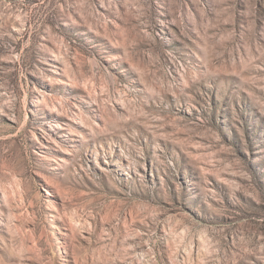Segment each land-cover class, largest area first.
Returning <instances> with one entry per match:
<instances>
[{"label": "rangeland", "instance_id": "rangeland-1", "mask_svg": "<svg viewBox=\"0 0 264 264\" xmlns=\"http://www.w3.org/2000/svg\"><path fill=\"white\" fill-rule=\"evenodd\" d=\"M0 264H264V0H0Z\"/></svg>", "mask_w": 264, "mask_h": 264}]
</instances>
